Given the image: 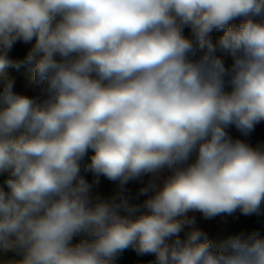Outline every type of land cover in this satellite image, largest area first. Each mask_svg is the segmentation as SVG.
I'll list each match as a JSON object with an SVG mask.
<instances>
[{
  "label": "clouds",
  "instance_id": "obj_1",
  "mask_svg": "<svg viewBox=\"0 0 264 264\" xmlns=\"http://www.w3.org/2000/svg\"><path fill=\"white\" fill-rule=\"evenodd\" d=\"M18 39L35 43L13 62ZM10 64L32 67L38 95L14 90ZM262 121L264 0H0V248L23 257L8 264H113L129 247L150 264H264L258 231L179 235L189 213L264 211V145L228 131ZM82 170L119 191L94 198Z\"/></svg>",
  "mask_w": 264,
  "mask_h": 264
},
{
  "label": "crops",
  "instance_id": "obj_2",
  "mask_svg": "<svg viewBox=\"0 0 264 264\" xmlns=\"http://www.w3.org/2000/svg\"><path fill=\"white\" fill-rule=\"evenodd\" d=\"M240 19L237 18L235 20V23H239ZM223 34V30H213L211 33V38L213 42L215 43L216 39ZM184 35L188 39H193L191 30L188 27L184 28ZM35 43V39L29 43H25L22 40H17L12 49L9 51L8 55L9 58L13 61H20L23 60L27 52L31 49L33 44ZM200 49H197L196 57H199L201 54ZM217 55L222 56L224 59L225 65L230 66L232 63L231 57L227 56L226 54H222L219 51L217 52ZM59 57H57L58 59ZM22 69V70H32V67L29 65H22L19 68H16L13 65H9L6 67V69ZM8 77V76H7ZM10 78V77H8ZM33 78V77H32ZM32 78H27L21 81L13 80L14 81V90L18 93L35 96L39 94V86H35L32 84ZM11 79V78H10ZM227 87V86H226ZM229 134L234 135V139H241V140H248V139H256L258 142V145H264V121H262L261 125H256L254 131H252L248 136H242L239 131L236 130L235 127H231L228 129ZM192 161L195 159V156L193 155ZM88 157L85 158L87 160ZM82 172H84L82 170ZM170 170L164 169L161 171L159 179L157 180V183L162 185L163 180L170 175ZM148 175V174H147ZM150 175H148V179H150ZM92 185L93 182H89ZM93 189V187H92ZM92 195V191H91ZM189 215L195 216V224L191 226H185V229L179 234L181 238H184L186 235V232L190 230V228H195L203 231L208 240L212 242L214 247H219L222 243L227 241L230 237L236 236L239 234H247L253 231H258L261 235H264V227H261L260 225V217L261 215H264V211L261 212L260 215H243L239 210L234 212L233 214H222L220 216H217L213 219H205L199 212L195 213H189ZM80 237H75L72 241V243H77L79 241ZM2 249V248H1ZM5 250V249H3ZM9 254L14 255L19 260H22L23 257L18 254L14 250H5ZM135 249L133 247H129L122 252H120L113 260V264H150V262H153L155 260V257L153 254H145L140 255L135 260ZM0 264H7L6 260L0 256Z\"/></svg>",
  "mask_w": 264,
  "mask_h": 264
},
{
  "label": "trees",
  "instance_id": "obj_3",
  "mask_svg": "<svg viewBox=\"0 0 264 264\" xmlns=\"http://www.w3.org/2000/svg\"><path fill=\"white\" fill-rule=\"evenodd\" d=\"M4 76H8L13 80H24L27 78H32L34 73L32 70H22V69H4L3 73ZM233 138L235 137L234 135L230 134ZM246 143L249 145L256 147L258 146V142L256 139H248L245 140ZM91 154V150H89V155ZM192 161V158L190 157V161ZM82 175L85 176V178L89 182H93V189H92V196L95 197H100L102 199H107L113 195H115L118 191V182L116 181H111L104 177L103 175L99 176L98 178L95 177L91 172H82ZM148 175H144L138 180H132L129 181L128 184L126 185V191L125 195L129 199V203L131 204H142L145 199H147L146 195H141L139 194L140 188L144 187L147 182H148ZM153 193L149 192L148 195H152ZM124 214V213H122ZM0 256L3 257L7 264L9 261H20L18 258H16L14 255L9 254L5 250L0 248Z\"/></svg>",
  "mask_w": 264,
  "mask_h": 264
},
{
  "label": "water",
  "instance_id": "obj_4",
  "mask_svg": "<svg viewBox=\"0 0 264 264\" xmlns=\"http://www.w3.org/2000/svg\"><path fill=\"white\" fill-rule=\"evenodd\" d=\"M260 225L261 227H264V215H261L260 217Z\"/></svg>",
  "mask_w": 264,
  "mask_h": 264
},
{
  "label": "built area",
  "instance_id": "obj_5",
  "mask_svg": "<svg viewBox=\"0 0 264 264\" xmlns=\"http://www.w3.org/2000/svg\"><path fill=\"white\" fill-rule=\"evenodd\" d=\"M261 123H259L258 126L261 125ZM138 256H139V254L137 252H135V258L134 259L136 260Z\"/></svg>",
  "mask_w": 264,
  "mask_h": 264
},
{
  "label": "rangeland",
  "instance_id": "obj_6",
  "mask_svg": "<svg viewBox=\"0 0 264 264\" xmlns=\"http://www.w3.org/2000/svg\"><path fill=\"white\" fill-rule=\"evenodd\" d=\"M86 158V157H85Z\"/></svg>",
  "mask_w": 264,
  "mask_h": 264
}]
</instances>
